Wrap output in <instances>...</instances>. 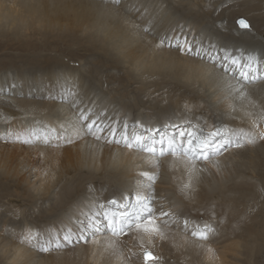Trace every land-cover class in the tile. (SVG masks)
I'll use <instances>...</instances> for the list:
<instances>
[{
  "label": "bare ground",
  "instance_id": "1",
  "mask_svg": "<svg viewBox=\"0 0 264 264\" xmlns=\"http://www.w3.org/2000/svg\"><path fill=\"white\" fill-rule=\"evenodd\" d=\"M96 3L100 7L90 12L94 17L90 26L75 28L95 30L108 44L114 43L116 57L107 53L104 57L120 66L121 75L105 74L97 65L89 72L58 69L38 78L34 91L26 90L12 99L16 109L12 134L21 136L24 146L20 147L32 161L25 163L18 152H12L8 171L15 182L20 165L24 169L41 161L38 176L23 180L28 199L41 204L32 207L29 216L27 211L20 213L23 219L18 214L11 216V227L0 238V264H144V251L159 257V264H264V140L229 147L188 167L179 156L157 158L78 134L74 108L77 104L98 108L110 119L126 122L130 132L139 130L134 129L137 122L153 129L172 123L192 125L205 133L219 128L233 139L241 130L256 135L264 132V78L242 86L235 77L223 76L213 65L193 56L181 55L167 42L158 47L165 36L183 31L205 49L215 45L213 51L221 56L227 51L243 62L252 58V64H259L264 72V0L248 15L251 27L246 31L229 25L224 17L220 25L210 24L201 10L190 5L184 15L182 11L171 13L172 3L166 8L163 0ZM10 15L0 13V24L9 19L22 22L19 15ZM109 17L118 25L110 23ZM128 19L143 32L130 29ZM153 89L161 100L150 99ZM137 99L144 100L138 103ZM58 133L63 138L52 145L37 139ZM168 133L171 135L170 127ZM12 134L0 129V138L10 136L18 144ZM5 165L0 159V174ZM143 172L155 182L143 177ZM137 195L155 211L159 233H137L133 226L131 233L114 236L101 215L97 222L102 230L89 232L87 243L76 242L74 236L71 245L39 250L68 230L78 231L80 222L97 212L101 202L116 199L124 205L122 211L135 219L142 211ZM160 209L170 214L166 224L161 223L165 218L160 217ZM19 219L20 224L28 225L23 230L13 225ZM206 224L214 229L210 238L195 239L192 230ZM29 234L34 237L31 244L24 241Z\"/></svg>",
  "mask_w": 264,
  "mask_h": 264
},
{
  "label": "rangeland",
  "instance_id": "2",
  "mask_svg": "<svg viewBox=\"0 0 264 264\" xmlns=\"http://www.w3.org/2000/svg\"><path fill=\"white\" fill-rule=\"evenodd\" d=\"M97 1L98 0H0V13H6L7 15L11 14V18H18L19 15L22 20V22L19 23L13 19H9L0 24V129H7L10 134L14 131L12 130V114L16 112V109L13 106L12 99L22 96V94L28 90L34 91V84L38 78H42L58 69L67 72H80L79 70L85 69V71L88 70L89 72L90 68L97 65L105 74H114V76L121 75L119 72L120 66L108 61L104 57L105 53L112 57H116L117 50H114V43L111 45L108 44L107 41L100 38L102 37L101 33L95 30L86 29L80 31L76 29L79 24H85L87 28L90 26V22L94 18L93 14L90 12H92L94 8L100 7V5L96 3ZM163 1L166 3V8L170 7L172 3L171 13L177 14L182 11V13L186 15V5H190V7L192 6V8L196 10H201V13L211 21L210 24L220 25V22L225 18L226 23L236 26L239 30L242 29L238 27L236 21L240 18H244L249 22L248 15L256 7V4L260 2V0ZM222 4L224 6H222ZM233 7H235L234 10ZM116 11L118 12V10ZM223 12L225 14H223ZM102 14L103 12H100L99 16L102 17ZM226 15L227 17H225ZM114 17L116 18V16ZM107 20L109 22L111 21L110 23L118 25L117 21L112 19V17H109ZM127 21L132 24V26L129 25L130 29L143 32L142 29H139V26L135 25L131 20L128 19ZM204 29L208 30L207 27H204ZM139 42H141V40ZM106 44L108 46H106ZM59 62L63 65L60 66ZM103 83L105 84H103L102 87L106 86V80L103 81ZM150 91L151 93L149 94L152 101L161 100L162 96H160L157 90L155 91L153 89ZM154 95L157 97L155 98ZM141 100L144 99H137V102L140 103ZM15 130H18V126ZM12 136L19 141L18 144L15 140L11 139L10 136H7V138H0V159L6 164L5 172L0 174V238L6 236L5 233L7 232V228L11 227V216L13 217V215L18 214L19 218H22L21 214L26 211L25 214L29 216L33 210L32 207L41 204L39 200L33 202L28 199L30 194L29 189L23 183L25 178L32 181L34 177L38 176V173H40V166L38 164L41 163V161H38L39 163L36 165L32 163V166L29 165L24 169L20 168V165L19 177L17 181H12L11 173L8 171L10 154H12V152L17 154L18 152L20 157L25 159V163L29 160L32 161V156L28 158L24 154L22 147H20L24 146L21 141V136L15 133L12 134ZM10 145L12 148H10ZM13 147H17L18 150L16 151V148ZM29 171H31L32 174L28 175V173H26ZM20 221L19 219L18 222H15L13 225L15 228H18V230L21 227L23 230V228L28 225H22Z\"/></svg>",
  "mask_w": 264,
  "mask_h": 264
},
{
  "label": "snow or ice",
  "instance_id": "3",
  "mask_svg": "<svg viewBox=\"0 0 264 264\" xmlns=\"http://www.w3.org/2000/svg\"><path fill=\"white\" fill-rule=\"evenodd\" d=\"M238 27L242 30L250 29L249 22L240 18L236 21ZM167 42L169 48L176 49L181 55L193 56L196 59L205 61L214 66L216 70L221 71L223 76L235 77L237 83L243 82V85L254 83L256 80L264 78V72L261 71L259 64L253 65L251 60L243 62L235 56L229 55L227 51L223 56L219 52L213 51L215 45H210L205 49L195 39H189L186 32L180 31L173 35L165 36L158 43L163 46ZM76 111V120L78 122V134L90 135L97 140H104L108 144H117L129 149H139L145 153L151 154L157 158L172 155L179 156V159L188 167H195L197 162L208 161L213 156L219 155L222 151H226L229 147L240 148L245 143H255L257 139L264 140V132L258 135L244 132L241 130L235 133L236 139L232 136H225L219 128L205 133L202 128H196L192 125L184 126L172 123L164 129L143 127L139 122L134 126L132 132L129 131L126 122L115 121L110 119L106 112L100 111L94 107H80L74 105ZM168 127L171 128V135L168 133ZM32 135H35L33 133ZM159 137V139H157ZM63 135L58 133L55 136L44 135L37 136L42 139L45 145H52L53 141H59ZM28 143L29 141H24ZM68 142H71L69 140ZM141 175L149 181L155 182V178L148 172ZM185 189L190 185H185ZM137 203L142 206V211L135 214L132 219L126 211H122L124 205L116 199H111L97 204V212L87 215L85 220L80 222L81 227L78 231H66L62 237L56 238L54 241L49 240L47 244H42L39 250L48 252L53 247L60 248L64 245H71L73 237L76 242L87 243L88 233L93 234L101 232V226L97 222L98 218L103 216V223L108 232L114 236L126 235L133 231V226L137 233L145 232L155 235L160 232V224L157 222L155 211L148 203H144L143 198L136 196ZM111 213V214H109ZM159 215L165 218L161 223L166 224L170 214L159 210ZM187 225V221H185ZM127 230V231H126ZM214 229L209 225L203 228L192 230L191 235L199 241H207ZM34 237L27 235L24 241L31 244ZM144 264H159V257L153 255L150 251L143 252Z\"/></svg>",
  "mask_w": 264,
  "mask_h": 264
}]
</instances>
